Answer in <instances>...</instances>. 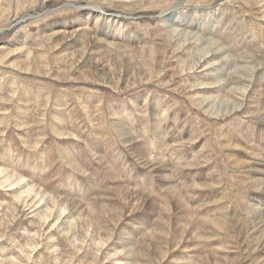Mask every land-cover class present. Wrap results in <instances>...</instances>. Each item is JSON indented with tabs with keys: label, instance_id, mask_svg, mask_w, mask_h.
<instances>
[{
	"label": "rangeland",
	"instance_id": "rangeland-1",
	"mask_svg": "<svg viewBox=\"0 0 264 264\" xmlns=\"http://www.w3.org/2000/svg\"><path fill=\"white\" fill-rule=\"evenodd\" d=\"M0 264H264V0H0Z\"/></svg>",
	"mask_w": 264,
	"mask_h": 264
},
{
	"label": "bare ground",
	"instance_id": "bare-ground-1",
	"mask_svg": "<svg viewBox=\"0 0 264 264\" xmlns=\"http://www.w3.org/2000/svg\"><path fill=\"white\" fill-rule=\"evenodd\" d=\"M169 20V19H168ZM173 21V20H172Z\"/></svg>",
	"mask_w": 264,
	"mask_h": 264
}]
</instances>
